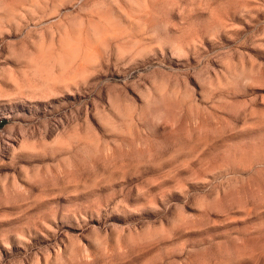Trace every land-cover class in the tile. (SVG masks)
<instances>
[{"label":"rangeland","instance_id":"374dc122","mask_svg":"<svg viewBox=\"0 0 264 264\" xmlns=\"http://www.w3.org/2000/svg\"><path fill=\"white\" fill-rule=\"evenodd\" d=\"M0 264H264V0H0Z\"/></svg>","mask_w":264,"mask_h":264}]
</instances>
